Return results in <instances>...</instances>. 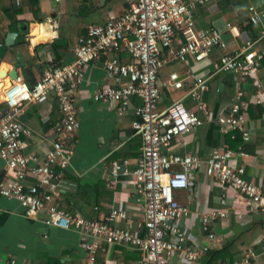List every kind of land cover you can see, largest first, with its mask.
<instances>
[{
    "label": "built area",
    "instance_id": "2783aa9c",
    "mask_svg": "<svg viewBox=\"0 0 264 264\" xmlns=\"http://www.w3.org/2000/svg\"><path fill=\"white\" fill-rule=\"evenodd\" d=\"M24 1L13 0L16 6ZM213 1L125 0L122 14L87 26L78 38L72 60L48 65L33 84L19 73L4 88L0 158L5 161L9 176L0 177V197L17 199L28 216L45 214L44 223L48 226L79 231L80 246L85 251L82 264H97L104 242L126 244L141 251V257L132 264H196L218 239L214 223L228 216L226 208L202 214L206 238L201 244L181 227V220L190 218L192 213L187 204L176 198V190L187 189L201 168L222 187L223 205L256 207L264 216V186L247 176L244 162L236 166L231 163L237 157L249 156L243 146H215L206 157L200 153L166 151L176 137L191 133L207 122L218 124L224 132L239 130L244 141H248L252 133L250 104L264 106L263 93L247 99L238 88L224 113L214 114L209 107L205 93L210 90L215 73L231 72L243 79H257L264 63V47H257L256 42L248 40L240 49L228 51L222 30L214 26L198 27L197 10ZM249 12V22L261 23L264 34V8L251 4ZM215 49L222 53L213 61V71L201 74L189 65L190 57L200 62ZM123 52L131 57L130 62L122 61ZM163 53L170 60L187 63L186 75L172 71L162 84L159 73L167 62ZM97 60H102L114 83L98 87L93 93L95 101L116 102L117 112L122 115L128 110L131 97L138 95L142 100L132 121V127L142 138L140 156L134 166L127 158L114 160L108 171L111 186L115 187L122 177H131L136 193L142 195L139 211L143 219L138 230L133 229L131 218L122 206L113 207L102 219H93L59 205L60 190L65 183L63 171L74 154L71 138L80 127L76 93L85 78V67ZM186 80L190 85L185 93L160 109L162 85L180 90ZM257 86L261 87V83L257 82ZM50 93L57 98L63 121L56 125V136L46 155L27 154L25 137L31 135L32 129L19 116L26 104L39 102ZM186 97L195 102L192 108L183 102ZM30 174L37 177L31 184L27 183ZM120 219L128 225H117L115 222ZM261 251L264 254V233ZM255 257L256 251L250 247L236 264H254ZM0 259L4 264H17L14 257Z\"/></svg>",
    "mask_w": 264,
    "mask_h": 264
},
{
    "label": "crops",
    "instance_id": "0c3cea01",
    "mask_svg": "<svg viewBox=\"0 0 264 264\" xmlns=\"http://www.w3.org/2000/svg\"><path fill=\"white\" fill-rule=\"evenodd\" d=\"M220 1L222 0H214L199 7L196 12L198 27L214 26L222 30L228 43V51L240 49L248 40L256 42L259 48L264 47L261 23L249 22V6L255 4L264 8V0H229L223 4ZM125 8V0H25L19 6L13 0H0V25L4 24L3 30H6L4 44L0 42L2 64L12 67L20 60L24 67H30L34 78L38 80L48 65L72 60L78 38L88 25L102 23L110 16H118ZM13 9L17 11L15 17L22 20V23L13 22L9 12ZM94 15L97 17L94 21L84 22L83 17ZM46 22L50 25L43 28L42 23ZM26 29L27 52L18 44L12 47L6 45L9 32L18 33V42ZM45 30L52 36L49 42L32 45L30 39L40 37ZM220 53L222 51L215 49L208 58L200 62L190 57L189 65L197 72L207 74L213 71L212 63ZM120 57L123 61H129L130 56L123 52ZM165 58L167 62L159 73L162 84L172 71L186 75L189 67L187 63L170 60L166 54ZM21 70L18 67L19 73H22ZM257 82L261 83V87L257 86ZM113 83L102 60L85 67V78L76 93L80 127L71 138L74 154L67 169L63 171L65 183L60 190L59 205L75 214L93 219H102L113 207L122 206L131 218L133 229L138 230L143 219L139 211L142 195L136 193L131 177H122L115 187L111 186L108 171L114 160L127 158L134 166L140 156L142 138L132 127V121L142 100L138 95L131 97L129 108L122 115L117 112L116 102L94 100L93 93L98 87ZM189 85L190 81L186 80L184 88L179 90L180 96ZM1 86L4 89L6 85ZM238 88L244 91L247 99L253 98L259 92L264 94V63L257 79H243L231 72L215 73L211 79L210 90L205 93L211 111L214 114L224 113ZM176 90L162 85L163 100L160 109L176 100L177 97L174 98L173 95ZM183 102L188 108L195 105L188 97ZM249 117L252 126L251 138L248 141L243 139L249 156L237 157L231 163L236 166L244 162L247 176L264 186L263 115L258 117L253 112L251 116L249 112ZM19 119L32 129L31 135L25 137V152L46 155L55 139L56 125L63 121V113L59 109L56 96L50 93L39 102L26 104ZM229 131L231 130L224 132L218 124L207 122L191 133L176 137L166 151L179 154L200 153L206 157L213 147L227 145L226 133ZM4 175L9 176V169L0 158V177ZM36 181L37 177L33 174L27 178L29 184ZM222 194L223 189L216 178L208 175L204 168L199 169L187 189L176 190V198L187 204L192 213L190 218L181 220V227L189 237L201 244L206 238L201 224L202 214L215 208H226L228 216L213 225L218 239L211 250H219L231 244L234 254L244 255L246 250L253 247L256 251L254 264H264V254L261 251L264 216L256 207L232 206L231 203L223 205L220 201ZM44 218L43 213L39 216H28L17 199L0 197V257H14L17 264H82L85 261V251L80 246L81 233L75 229L48 226L44 223ZM115 223L123 227L128 225L124 219ZM101 251L105 253L103 264H132L137 260L133 253L136 249L126 244L104 242ZM98 256L101 258V255H97V258ZM211 258L206 252L196 264H207ZM0 264H4L1 259Z\"/></svg>",
    "mask_w": 264,
    "mask_h": 264
},
{
    "label": "trees",
    "instance_id": "16d2710c",
    "mask_svg": "<svg viewBox=\"0 0 264 264\" xmlns=\"http://www.w3.org/2000/svg\"><path fill=\"white\" fill-rule=\"evenodd\" d=\"M84 1L88 2L87 0H84ZM226 1H229V0H222V1H220V4H223V2H226ZM9 12H10V14H12L13 22H16L17 24L22 23V20H19L15 17L17 14L16 9L15 10L13 9ZM23 23H24V21H23ZM24 24H27V23H24ZM4 26H5L4 24L0 25V42L2 44H4V34L6 33V30L5 31L3 30ZM26 33H27V29L24 31V33L19 38L17 44L19 45V47L23 51L27 52L28 40L26 39ZM59 45H61V44H59ZM64 46H66V45H64ZM163 55H165V53H163ZM122 61H123V59H122ZM130 61H131V57H129V61H123V62H130ZM52 65H54V64L52 63ZM4 107H5V104L0 105V108L3 109ZM249 112H250L251 116H253V112H254V113H256V115L258 117H261L263 115L264 108L260 104H250ZM226 142H227V145L230 147H237L239 145H244L243 147H245L247 149V145L244 143L243 136L239 130H231L228 133H226ZM133 253H134L135 258L138 259L141 257V251H139L138 249H136V251H134ZM98 255H101V258L98 256L97 264H103V259H104L105 253L100 250ZM208 255L211 256L212 258L207 264H218L219 262H222L225 260H230V262L232 264H236L237 262H240V260L244 256V255H240V254H234L232 252L231 244H228L219 250H211L210 249L208 251ZM228 257H230V258H228Z\"/></svg>",
    "mask_w": 264,
    "mask_h": 264
},
{
    "label": "water",
    "instance_id": "95a60500",
    "mask_svg": "<svg viewBox=\"0 0 264 264\" xmlns=\"http://www.w3.org/2000/svg\"><path fill=\"white\" fill-rule=\"evenodd\" d=\"M50 24L48 22L42 23V27H47ZM52 38L50 35V32L48 30L43 32V34L38 37L34 38L32 37L30 39L32 45L37 46L40 44L48 43L49 40ZM17 39H18V33L17 32H9L7 37H6V45L8 46H14L17 45ZM18 67H21L22 74L25 76L26 80L28 83L33 84L35 82L34 74L31 71L30 67H24L23 64L18 60L14 66L10 67L8 64L3 63L2 64V58L0 57V85H10L12 80L15 79L19 72H18ZM39 67V65L37 66ZM4 101H0V105L3 104Z\"/></svg>",
    "mask_w": 264,
    "mask_h": 264
},
{
    "label": "rangeland",
    "instance_id": "374dc122",
    "mask_svg": "<svg viewBox=\"0 0 264 264\" xmlns=\"http://www.w3.org/2000/svg\"><path fill=\"white\" fill-rule=\"evenodd\" d=\"M97 17L94 15V16H92V17H83V20H84V22H90V21H94L95 19H96ZM214 69V67L212 66L211 67V70H213ZM180 91L179 90H176V91H173V95H174V98H179V96H180V93H179ZM176 98V99H177ZM187 101V100H186ZM188 104V103H187Z\"/></svg>",
    "mask_w": 264,
    "mask_h": 264
},
{
    "label": "bare ground",
    "instance_id": "6f19581e",
    "mask_svg": "<svg viewBox=\"0 0 264 264\" xmlns=\"http://www.w3.org/2000/svg\"><path fill=\"white\" fill-rule=\"evenodd\" d=\"M2 87H4V86L0 85V101H3V99H4V89Z\"/></svg>",
    "mask_w": 264,
    "mask_h": 264
}]
</instances>
